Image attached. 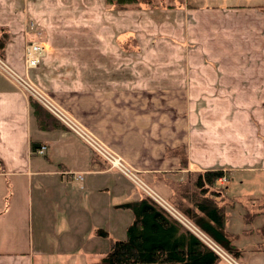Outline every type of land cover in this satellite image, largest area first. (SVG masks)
<instances>
[{
  "label": "crops",
  "instance_id": "obj_1",
  "mask_svg": "<svg viewBox=\"0 0 264 264\" xmlns=\"http://www.w3.org/2000/svg\"><path fill=\"white\" fill-rule=\"evenodd\" d=\"M96 2L90 6L100 9L102 0ZM190 2L192 8L180 3L164 13V47L187 40L201 45L186 56L181 43L174 45L163 50L169 65H145L146 78L154 81L148 74L159 73L162 85L139 82L133 66L125 68L129 81L121 80L117 54H87L72 41L73 47L60 45L69 39L61 41L53 29L29 77L154 183L168 181L165 174L174 170L224 171L217 184L228 204L224 230L236 250L231 255L239 264H264V0H215L218 7ZM11 19L5 15L0 25L9 27ZM60 21L73 22L70 16L45 18L50 27ZM132 21L149 25L145 18ZM23 42L20 35L9 36L0 53L19 72ZM158 104L164 105L161 112ZM140 193L73 131L40 129L28 96L0 74V264H101L110 241L123 239L132 222L122 205L142 198ZM227 209H235L236 230L229 227Z\"/></svg>",
  "mask_w": 264,
  "mask_h": 264
},
{
  "label": "rangeland",
  "instance_id": "obj_2",
  "mask_svg": "<svg viewBox=\"0 0 264 264\" xmlns=\"http://www.w3.org/2000/svg\"><path fill=\"white\" fill-rule=\"evenodd\" d=\"M56 1L63 2L64 4H55ZM200 3V0H196ZM204 1V2H203ZM47 2L55 4L52 5L53 8L48 9L49 4ZM68 3L70 5H68ZM102 5L100 9H93L90 5H99V2L96 0H0V18L7 16V18L11 19V25L1 26L0 31L5 34V42L8 40L9 36L20 35L23 37V53L25 46L30 43H35L40 45L43 48V44L45 42V38L48 36V32L53 35L59 36V39L62 41L65 36L68 40L67 42H60V45L68 44L73 45L76 48L83 49V51L88 54V51H98L102 49H106L107 52H111L112 54H117V56L122 58V62L118 63L124 67L122 70L123 73L120 75V79L123 81H129L128 79L131 77V74H126L128 69L127 67H136V70L133 73L138 72V76L140 78L139 82H147V81H156L159 82L161 80V74H148L151 76H155V80L147 79L146 67L145 65H169V61L163 60L164 57L163 50L165 49H174V45H179L181 43L185 56L190 49L195 48L198 45H201L197 41H188L183 43H171L169 46L164 47L163 39H166L163 36L162 32V21L164 18V13L169 14V11L178 10L177 8L182 5L184 10L188 8H192L193 4L190 0H138L134 4L126 5L124 7H119L117 5L108 4L105 0H102ZM201 3H207L208 6L218 7L216 5L215 0H202ZM47 7H45V6ZM231 5V4H230ZM227 5L228 9L232 8V6ZM79 7V8H77ZM81 12H78L79 10ZM93 13H89L90 11ZM180 9V8H179ZM54 11L52 13H48L50 11ZM88 12L89 14L85 13ZM47 14H43V13ZM56 13V15H55ZM71 13V15L69 14ZM54 16L56 18H63L70 16V19L73 20L72 24L62 25L61 21L56 22V26L50 27L49 24L45 23V18ZM133 15V17H131ZM83 17H90V21L84 20ZM135 17V18H134ZM150 19H149V18ZM148 19L149 25L144 24H135L132 19ZM121 22H117L120 21ZM17 21V22H16ZM19 21V22H18ZM44 25H43V24ZM10 31V32H9ZM0 32V33H1ZM104 37L108 40H105ZM94 39V40H93ZM167 40V39H166ZM72 41V42H71ZM4 42V43H5ZM207 46V44H206ZM73 47V46H72ZM210 49L209 47H206ZM177 49V48H176ZM186 51V52H185ZM1 55V54H0ZM38 63L41 57L44 55L42 52H38ZM1 57V56H0ZM24 55H22V69L23 72H19L11 67L19 76H22L25 80L30 82L31 86L36 90L40 91L44 95H46L54 104L57 109H62L65 111V107L58 103L53 97L50 96L47 92H45L35 80L30 79L29 73L34 70L36 66H32L29 68H24ZM3 59V58H2ZM1 59V60H2ZM104 62L105 60H101ZM104 64V63H103ZM7 66H9L6 63ZM69 64H64V67H68ZM10 67V66H9ZM35 71V70H34ZM0 74L2 75V70L0 69ZM156 84H161L162 81ZM38 103V102H37ZM39 104V103H38ZM44 110H46L54 119H56L62 128H66L69 130L59 119L54 116V114L46 109L43 105L39 104ZM158 112L162 111L164 108L163 104L156 105ZM65 113V112H64ZM71 119L74 121L77 127L81 128V131L84 134H88L94 141L99 143L103 148H108L98 137H96L92 132L86 130L81 126L69 113H67ZM66 115V113H65ZM81 131L73 132L75 135L80 137L81 140L84 137ZM80 133V135L78 134ZM84 141V140H83ZM85 142V141H84ZM86 143V142H85ZM112 151L110 148H108ZM173 156L177 157L178 160L182 159L181 157V149L173 150ZM114 152V151H112ZM115 153V152H114ZM116 154V153H115ZM118 155V154H117ZM120 158L121 156L118 155ZM122 159V158H121ZM123 160V159H122ZM128 168H130L131 176L133 177L132 181L137 187L140 188V195L142 197H149L155 203H157L162 209H164L168 214H170L174 219L180 222L181 225L192 231L193 233H200L197 228L193 230L192 227L188 225L186 221L192 223L188 218H186L182 213H180L174 206V198L177 192L181 189V184H188L191 179L196 175V173L201 172L202 170L191 169L190 171H179L174 170L172 172H168L165 174V178L169 179L168 181H159L154 183L152 180H148L149 176H141L140 173L144 171H138L135 169H131L130 165L123 161ZM182 164V162H179ZM224 172V171H223ZM121 174V173H120ZM123 175V174H122ZM126 177V176H125ZM258 187V181H256ZM216 184V183H215ZM218 186V185H216ZM243 210V208H236V210ZM231 211V217H229V227L231 230H236L235 222H237V214L235 209H227V212ZM243 211L242 213H244ZM240 218V217H239ZM185 219V220H183ZM258 221V219H257ZM248 224V223H247ZM245 224L246 226H248ZM240 226V224H239ZM201 238L196 234V237L204 243L209 249V242L200 235ZM208 244H206V243ZM211 250V249H210ZM212 251V250H211ZM217 256V254H216ZM232 255H230L231 257ZM218 257V256H217ZM233 257V256H232ZM234 258V257H233ZM219 260H222L218 257ZM239 264V263H238Z\"/></svg>",
  "mask_w": 264,
  "mask_h": 264
},
{
  "label": "trees",
  "instance_id": "obj_3",
  "mask_svg": "<svg viewBox=\"0 0 264 264\" xmlns=\"http://www.w3.org/2000/svg\"><path fill=\"white\" fill-rule=\"evenodd\" d=\"M124 7L138 0H105ZM1 32V31H0ZM0 33V53L5 42ZM31 112L38 127L48 130L62 126L35 100L28 96ZM36 143H32L35 147ZM224 177L222 170L206 169L193 177L174 198L173 206L212 242L228 254H235L232 236L224 230L225 206L222 187L215 181ZM128 208L132 222L121 240H111L101 264H214L218 259L204 243L149 197H142L122 205ZM105 235L103 231H98Z\"/></svg>",
  "mask_w": 264,
  "mask_h": 264
},
{
  "label": "built area",
  "instance_id": "obj_4",
  "mask_svg": "<svg viewBox=\"0 0 264 264\" xmlns=\"http://www.w3.org/2000/svg\"><path fill=\"white\" fill-rule=\"evenodd\" d=\"M37 44L30 43V44L25 46L24 53H23V55H24V57H23L24 63L23 64H24V68H26V69L29 67H32V66H36L38 63L37 53L39 51L43 52V49L41 48V46L37 45ZM1 59H2V57H0V69L2 70V73H3L2 75L5 78H7L9 81H11L13 83V85L19 91H21L25 95L31 97L33 100H35L39 104L43 105L46 109L51 111L54 114V116H56L59 119V121L62 122V124H64L69 130H71L73 132L81 131V128L77 127L75 125L74 121L71 119V117L67 114L66 111H64L66 113V115H65L63 110L57 109V107H55L53 105L54 103L46 95H44L43 93H41L40 91H38L34 87H32L30 85L31 83L27 81L28 79L25 80L22 76H19L18 73H16L13 69H11V67L7 66L6 62L3 59L2 60ZM78 134L80 135V133H78ZM82 134L84 135V137L82 139L86 142V144L92 149V151L94 153L98 154L106 162L108 169L115 170V171L123 174V176H126V178L132 180L133 177H130L131 176L130 168H128L127 165H125L123 160L117 154L110 151L108 148H103L99 143L94 141L87 133L84 134L82 132ZM41 150H43V148L40 149L39 151H41ZM75 177L78 180L81 179L80 175H76ZM223 178L224 177L217 179L215 181L216 185L219 186V184H217V182H219ZM183 220H185V219H183ZM186 222L188 223V225L190 227H192L193 230L197 229L194 227V225L192 223H189L188 221H186ZM194 234L195 235L198 234V236L200 238H201L200 235H202L209 242V245L206 242L205 243L210 247V249L215 254H217L218 257H220L223 261H225L227 264H238V262L235 261V259H233L232 256L230 257V254H228L221 247H219L214 242H212L201 231H200V233L195 232Z\"/></svg>",
  "mask_w": 264,
  "mask_h": 264
}]
</instances>
